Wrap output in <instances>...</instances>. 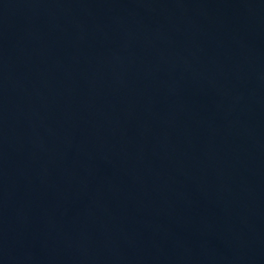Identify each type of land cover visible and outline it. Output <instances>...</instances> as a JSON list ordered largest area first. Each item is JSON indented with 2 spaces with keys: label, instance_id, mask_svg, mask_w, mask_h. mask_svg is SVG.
<instances>
[{
  "label": "water",
  "instance_id": "water-1",
  "mask_svg": "<svg viewBox=\"0 0 264 264\" xmlns=\"http://www.w3.org/2000/svg\"><path fill=\"white\" fill-rule=\"evenodd\" d=\"M0 264H264V0H0Z\"/></svg>",
  "mask_w": 264,
  "mask_h": 264
}]
</instances>
